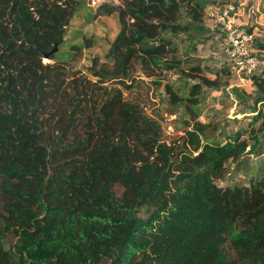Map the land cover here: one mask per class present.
Masks as SVG:
<instances>
[{
  "label": "trees",
  "instance_id": "obj_1",
  "mask_svg": "<svg viewBox=\"0 0 264 264\" xmlns=\"http://www.w3.org/2000/svg\"><path fill=\"white\" fill-rule=\"evenodd\" d=\"M206 2L99 4L93 18L119 23L109 65L68 76L61 49L76 1L0 0V264H264V177L216 184L257 139L253 125L264 128V70L249 76L251 132L222 141L191 116L181 143L166 142L139 102L102 86L129 88L135 65L177 70L167 36L199 29ZM199 89L182 98L164 85L191 107Z\"/></svg>",
  "mask_w": 264,
  "mask_h": 264
},
{
  "label": "rangeland",
  "instance_id": "obj_2",
  "mask_svg": "<svg viewBox=\"0 0 264 264\" xmlns=\"http://www.w3.org/2000/svg\"><path fill=\"white\" fill-rule=\"evenodd\" d=\"M75 1L76 12L66 28L64 47L61 49L67 59H70L65 62L68 76L86 75V70L93 61L98 65H109L105 54L109 43L119 31L116 14L93 18L99 4L106 2L109 5H117L119 0H98L94 7L89 5L88 0ZM211 1L205 3L206 11L214 9L217 12L220 5L229 4L236 11H240L243 17L248 15L247 24L237 28L253 32L252 46L260 60L258 69L264 70V0ZM255 20H258V23H255ZM182 22L187 20L183 19ZM196 26L200 28L190 29L185 34L167 36L176 46L175 57L179 61V70L147 76L135 65L127 82L129 88L120 87L112 81L102 84L107 90L119 89L128 101L139 102L145 113L160 124L162 139L166 142L181 143L191 116L203 123L204 136L219 141L236 130L246 129L248 133L252 130L249 125L252 114L248 107L251 106L255 90L248 76L231 72L230 61L223 53V28L207 15L202 23ZM85 41L91 44L89 48H82ZM43 62L52 63L47 58H44ZM222 67L228 68L229 71L224 69V72H221ZM203 79L215 83L206 86ZM164 85L171 86L178 97L182 98L191 97L190 88L197 85L200 88L196 98L197 105L191 107L187 102L175 105L165 93ZM253 129L257 139L249 138L250 147L242 158L226 164L223 178L216 182L218 186L247 185L251 180L264 177V128L258 130L256 123ZM248 133L244 137L248 136Z\"/></svg>",
  "mask_w": 264,
  "mask_h": 264
},
{
  "label": "built area",
  "instance_id": "obj_3",
  "mask_svg": "<svg viewBox=\"0 0 264 264\" xmlns=\"http://www.w3.org/2000/svg\"><path fill=\"white\" fill-rule=\"evenodd\" d=\"M90 6L98 4V0H88ZM236 9L232 5H225L219 8L217 12L214 9L207 11V16L221 25L224 31L225 41L223 44V53L229 63L231 72L249 76L254 74L260 64V60L253 52V32H247L238 29L233 24V18L236 17ZM232 14V15H231Z\"/></svg>",
  "mask_w": 264,
  "mask_h": 264
},
{
  "label": "crops",
  "instance_id": "obj_4",
  "mask_svg": "<svg viewBox=\"0 0 264 264\" xmlns=\"http://www.w3.org/2000/svg\"><path fill=\"white\" fill-rule=\"evenodd\" d=\"M262 1V0H261ZM243 3V2H242ZM248 12H250V9H248ZM236 17H234L232 20L234 21V26L237 27V26H241V25H244V24H247V20H246V17L248 18V15L246 17H243V14L240 13V11H238L236 13ZM255 23H258V20H255ZM260 24V23H259ZM253 52L255 53V48L253 47Z\"/></svg>",
  "mask_w": 264,
  "mask_h": 264
},
{
  "label": "water",
  "instance_id": "obj_5",
  "mask_svg": "<svg viewBox=\"0 0 264 264\" xmlns=\"http://www.w3.org/2000/svg\"><path fill=\"white\" fill-rule=\"evenodd\" d=\"M46 58V57H45Z\"/></svg>",
  "mask_w": 264,
  "mask_h": 264
}]
</instances>
